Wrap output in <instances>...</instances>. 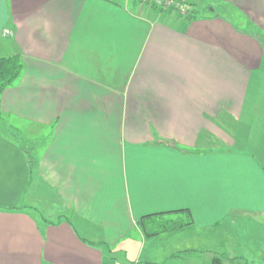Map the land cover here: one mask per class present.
I'll use <instances>...</instances> for the list:
<instances>
[{
  "label": "crops",
  "instance_id": "obj_1",
  "mask_svg": "<svg viewBox=\"0 0 264 264\" xmlns=\"http://www.w3.org/2000/svg\"><path fill=\"white\" fill-rule=\"evenodd\" d=\"M223 1L258 31L140 0H0V57L23 60L0 123L43 143L0 129V264H264V0ZM180 209L191 225H140Z\"/></svg>",
  "mask_w": 264,
  "mask_h": 264
},
{
  "label": "trees",
  "instance_id": "obj_2",
  "mask_svg": "<svg viewBox=\"0 0 264 264\" xmlns=\"http://www.w3.org/2000/svg\"><path fill=\"white\" fill-rule=\"evenodd\" d=\"M144 4L149 5L150 8L156 11H172L171 8H163L154 3V0H140ZM151 1V2H150ZM176 1V0H173ZM194 10L189 11V18H194ZM23 69V60L21 55L15 54L10 56L0 57V117L1 110V96L4 90L10 86L21 74ZM173 213L172 216L168 213H156L146 215L140 219V225L147 235L153 236L170 230H177L189 226L193 223L192 214L189 209H180ZM237 259V258H236ZM225 258L222 255H217L213 259V264H223Z\"/></svg>",
  "mask_w": 264,
  "mask_h": 264
},
{
  "label": "rangeland",
  "instance_id": "obj_3",
  "mask_svg": "<svg viewBox=\"0 0 264 264\" xmlns=\"http://www.w3.org/2000/svg\"><path fill=\"white\" fill-rule=\"evenodd\" d=\"M128 1H129L130 5L133 2L137 3V0H128ZM176 2L180 3L181 6L186 7V9H187L186 16L187 17H189L188 16L189 11H191V10L192 11L194 10V12H196L198 15L219 14V15L226 16L229 19H231L239 28H243L245 30H252L254 32L258 31L257 28L249 22V20L245 19L244 15L240 11H238L231 4H228L223 0H176ZM134 3H133V5H134ZM139 5L143 8H150L149 5L144 4L141 1H140ZM171 9H173L172 10L173 12L179 13L174 7H172ZM179 14H181V13H179ZM183 15H185V14H183ZM261 71H262L261 73H263V74H260V78L258 77V80H255V79L253 80L252 88L253 89L257 88L259 90V93L257 95L259 97L258 102L261 101L264 104V69ZM257 112L259 114L258 110H257ZM257 117H258V115H257ZM262 117H264V115H262ZM6 121H8V120H6ZM9 123L14 127H12L10 130L6 131V129L9 128V126H8ZM0 129L11 134V136H13L14 138H17L20 141H21L20 137L22 136L24 141H27L29 148H31L33 153H34V151H37V150L39 152L42 151L43 143H39V145L41 144V147H39L37 144H33V140H31L27 136V134L24 135L21 133V130L24 133L26 132V130H25V128L22 129V126H20L18 119H15V118L11 119L10 118L8 122H5L4 124L0 123ZM35 137H36V135H35ZM260 142H261L262 147L264 148V140L260 141ZM259 143L258 142L253 143L252 148H259V145H260ZM33 213L38 215V217L41 216L40 214L36 213L35 211ZM242 258L243 257H241V256L237 257V261L242 262L241 261V260H243Z\"/></svg>",
  "mask_w": 264,
  "mask_h": 264
},
{
  "label": "built area",
  "instance_id": "obj_4",
  "mask_svg": "<svg viewBox=\"0 0 264 264\" xmlns=\"http://www.w3.org/2000/svg\"><path fill=\"white\" fill-rule=\"evenodd\" d=\"M151 2V1H150ZM154 3L163 8L174 7L182 15L187 13V9L184 6H181L180 3L173 0H154Z\"/></svg>",
  "mask_w": 264,
  "mask_h": 264
}]
</instances>
